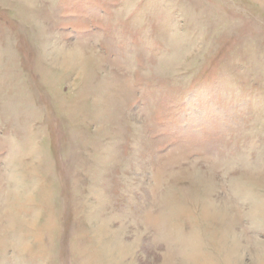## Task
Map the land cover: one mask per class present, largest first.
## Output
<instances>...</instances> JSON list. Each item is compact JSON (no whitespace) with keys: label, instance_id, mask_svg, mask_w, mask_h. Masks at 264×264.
Masks as SVG:
<instances>
[{"label":"rangeland","instance_id":"rangeland-1","mask_svg":"<svg viewBox=\"0 0 264 264\" xmlns=\"http://www.w3.org/2000/svg\"><path fill=\"white\" fill-rule=\"evenodd\" d=\"M0 264H264V0H0Z\"/></svg>","mask_w":264,"mask_h":264}]
</instances>
